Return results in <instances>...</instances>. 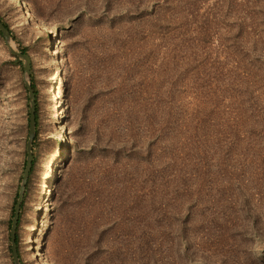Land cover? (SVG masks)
Segmentation results:
<instances>
[{"label": "rangeland", "instance_id": "1", "mask_svg": "<svg viewBox=\"0 0 264 264\" xmlns=\"http://www.w3.org/2000/svg\"><path fill=\"white\" fill-rule=\"evenodd\" d=\"M22 1L0 0L30 61L0 30V264L17 210L22 264H264V0Z\"/></svg>", "mask_w": 264, "mask_h": 264}, {"label": "bare ground", "instance_id": "2", "mask_svg": "<svg viewBox=\"0 0 264 264\" xmlns=\"http://www.w3.org/2000/svg\"><path fill=\"white\" fill-rule=\"evenodd\" d=\"M22 2H23V6L22 7L25 8L24 10L26 11L27 17H29L30 19L34 20L33 16H32V13L30 12V9L28 8V5L26 4V2L24 0ZM57 38H58L57 35L52 37V43H51V45L49 47L50 49H52V46H54V43H55ZM12 47L14 48L15 45L13 44ZM57 77L60 79V77H61L60 71H58ZM54 99H55V102H56L57 107H58V112H57L56 117H58V119L61 120V118H63V113H64V110H63L64 101H63V95H62V87L59 84L55 87ZM65 154H66L65 146L63 145L61 147V149L59 150V155L57 157L61 158L62 156H65ZM46 163H47V166H48V169H49L50 173H49L48 180H47L46 187H45V195H46V197L44 198V201L41 204L42 210H49L50 209L49 185L52 182V180L54 179V176H53L54 166H55L54 165V158L49 159Z\"/></svg>", "mask_w": 264, "mask_h": 264}, {"label": "water", "instance_id": "3", "mask_svg": "<svg viewBox=\"0 0 264 264\" xmlns=\"http://www.w3.org/2000/svg\"><path fill=\"white\" fill-rule=\"evenodd\" d=\"M0 30L4 37L6 38V41L8 45H10V49L12 53L15 56L23 58V60L26 62V72L27 75H30V65H29V57L28 56H23L20 53H18L12 46H13V39L11 37V34L9 30L2 24L1 19H0ZM30 92H31V140L36 136V111H35V94L33 93V90L31 87H29ZM31 150V148H30ZM17 220H18V210L16 212V217L14 219V224H13V260L14 264H22L21 257L18 252V246L16 244V239H15V233H16V228H17Z\"/></svg>", "mask_w": 264, "mask_h": 264}, {"label": "trees", "instance_id": "4", "mask_svg": "<svg viewBox=\"0 0 264 264\" xmlns=\"http://www.w3.org/2000/svg\"><path fill=\"white\" fill-rule=\"evenodd\" d=\"M7 28H8V26H7ZM25 52H26V51H23L24 54H25ZM18 62L20 63V61H18ZM34 91H35V94H36V97H37V94H38V93H37V89H34ZM38 115H39V112H38V110H36V126H38V121H39V116H38ZM16 242H17V244H18V239H17Z\"/></svg>", "mask_w": 264, "mask_h": 264}]
</instances>
